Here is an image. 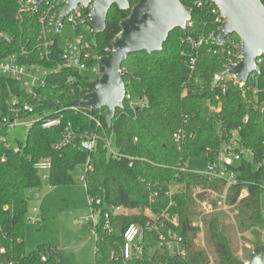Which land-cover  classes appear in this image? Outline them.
<instances>
[{
	"label": "trees",
	"instance_id": "trees-1",
	"mask_svg": "<svg viewBox=\"0 0 264 264\" xmlns=\"http://www.w3.org/2000/svg\"><path fill=\"white\" fill-rule=\"evenodd\" d=\"M180 1L190 8L193 28L170 31L159 52L132 53L127 57L121 67L125 97L122 107L115 109L109 126L105 123V107L99 110L83 108L79 112L68 109L82 95L92 92L89 85L92 78L87 74H78L70 69L48 74L44 78V85L36 90V99L27 95L21 82L0 76L1 117L7 116L8 108L16 100L15 107L29 105L33 108L31 114L21 111V118L60 119L59 125L49 130H43L40 122L33 123L24 141L13 145L20 149L17 154L12 146L4 147L0 142V247L7 250V258L15 264L63 262L56 248L48 244L38 245L34 250L25 248L24 228L30 202L28 192L34 188L41 192L44 186L33 171L34 157L38 154L46 155L51 162L48 179L50 188L73 185V173L82 172L89 158L92 170L85 175V193L102 199L108 206H121L127 210L141 212L149 207L151 211L157 212L164 209L168 205L164 195L168 183L173 180L185 182V193L174 194V205L168 209L171 214L178 215L179 224L175 231L182 238L185 257L151 253L158 233L146 231L141 244V263L209 264L208 251L214 264H242L235 256L238 249L235 229L231 225L220 224L221 214L202 218L207 251L193 244L198 230L191 224L199 217L200 211L194 206L188 188L191 185H208L209 182L181 171L184 167L188 168L187 159L200 152H206L208 160L211 153L224 145L230 133L238 128L240 143L252 155L250 159L243 158L237 168L238 184L229 190L228 204L235 203L242 190L248 193L237 205V226L240 232L251 231L252 238H247L248 243L255 247L264 246L256 231L264 230V191L259 188L264 182V110L261 106L264 100V56L259 58L262 60L259 71L249 75L243 90L245 98L233 80L221 79L214 86L215 76L224 70V58L213 55L214 47L203 45L198 50L194 69L191 70V49L181 42L184 34L194 36L198 32L209 33L215 29L210 10L206 6L194 7L198 0ZM137 2L128 0L130 7ZM17 11L18 0H0V30L10 38L8 43L0 42V57L16 55L24 65L35 64L46 70L53 69L60 63V35L56 34L54 28L50 29L47 40L52 45L45 57L39 38L38 15L17 19ZM107 13L103 32L95 34L91 28L87 29V24H81L75 30L76 35H81L92 47V56L103 57L111 53L110 44L120 32V21L129 16V9L120 10L113 5ZM230 38L239 42L235 34H230ZM253 86L256 92H253ZM132 102H141L143 106L131 108ZM218 106L221 111L215 113L212 109ZM205 107L209 108L208 116ZM88 114L99 118L102 124L95 150L82 152L77 145V138L75 144L56 147L67 124L72 126L77 136L83 130L93 128ZM178 131L184 137L176 144L174 135ZM8 132L0 124V133L8 136ZM111 134L116 151L122 155V159L117 161L109 157L104 147V138ZM151 191L156 193V201L149 205ZM147 222L140 213L122 214L113 220L116 231L112 235L101 233V239L94 243V264H114L108 256L111 249H117L116 245L121 243L123 229L135 223L144 227ZM41 257L45 258L44 262Z\"/></svg>",
	"mask_w": 264,
	"mask_h": 264
},
{
	"label": "built area",
	"instance_id": "built-area-1",
	"mask_svg": "<svg viewBox=\"0 0 264 264\" xmlns=\"http://www.w3.org/2000/svg\"><path fill=\"white\" fill-rule=\"evenodd\" d=\"M66 0H46L39 9L34 13L35 0H18V11L17 19H22L24 16L38 15V23L40 25V35L39 38L42 40V46L45 50V57L49 53V47L52 42L47 40V35L51 32L50 29L54 28L56 34L61 35V30L64 24L71 25L75 31L81 24H87V29L90 28L88 24L89 20V10L91 8V3L83 6L79 5L69 11L66 15L63 24L58 25L57 20L59 14L65 4ZM208 7L212 17V25L215 29L209 33L198 32L196 35H186L181 38V42L188 45L191 49L190 56V69L193 70L195 66V58L197 57L198 50L203 45H208L214 47L213 55H221L226 61L224 70L225 71L231 64L239 62L241 60V43L235 42L234 39L226 36L222 43L218 42V38L222 32V24L224 23V16L221 14L220 10L212 4L209 0L201 1L198 0L194 4V7ZM57 8V9H55ZM60 9V10H59ZM190 9V8H189ZM59 10V12H57ZM193 22L191 16L187 19L184 24L179 28L186 30L193 28ZM0 42L8 43L10 38L8 34L0 30ZM62 52L60 56V63H58L53 69H43L39 65L31 64L24 65L19 62L16 55H7L0 57V76L8 77L14 81L21 82L25 88L28 96L36 99V90L44 85V78L51 73H59L64 69H70L78 74H87L92 79L91 81L98 79L102 74V64L99 62L98 56H92L90 53V44L83 40L82 36L76 35V39L73 41H65L61 45ZM182 54V53H181ZM257 57L256 65L262 63V60ZM255 72L250 73L253 75ZM248 75V76H249ZM230 80H233L234 84L242 90V97L245 98L244 87L246 83H236L234 76H228ZM249 79V77H248ZM222 80L227 81L225 77ZM225 87H222V92H224ZM253 92H256V88L253 86ZM17 104L16 100H13L11 107L8 108L7 116H0V124L7 128V131L13 130L18 125H24L28 128L32 126L35 122L41 123V128L43 130H49L50 128L57 127L60 123L59 118H32L24 119L19 116V113L23 111L24 113L31 114L33 108L29 105H24L22 107H15ZM143 103L132 102L130 107H141ZM262 109L264 110V100L261 102ZM15 107V108H14ZM68 109L79 112L83 109L76 106L75 104L70 106ZM215 113H219L220 107L212 109ZM87 115V114H86ZM90 121L93 123V128L89 130H83V132L77 136L70 124H67L64 128V133L61 140L58 142L56 147H66V145L75 144L74 140L77 138V145L83 152L90 153L95 150V146L100 138V132L102 129V124L99 118L88 114ZM247 118L244 119L246 122ZM240 128L233 130L230 133L228 141L222 145L216 152L211 153V157L208 159V164L205 170L200 173L191 171L190 169L184 167L181 169L182 172H187L191 175L199 177V179H206L209 183L208 185H191L188 188L189 194L194 202V206L200 211L199 217L192 222L191 227L198 230L196 237L193 240V244L196 245L198 249L205 250L204 244V228L202 227V218L212 214H225L230 222L235 224L238 215L237 205L238 203L247 197L248 193L245 190L240 192V195L236 198L235 203L228 204L229 190L238 184V179L236 176L237 168L243 158L250 159L252 153L249 150L243 148L242 143H240L239 137ZM112 134L104 138V147L107 150L109 157L114 160L122 159V155L116 151L113 142L111 141ZM184 135L182 132L178 131L174 135V141L178 144ZM6 135L0 133V142L4 147L12 146L14 153L20 152L18 146H13ZM3 161V160H2ZM52 168L51 162L46 155L38 154L34 157L33 171L36 172L40 182L47 188L50 170ZM92 170V164H90L89 158L86 159L82 172L78 177V181L86 189L87 181L85 175L87 172ZM175 182V186L172 183ZM259 188L264 191V182L259 185ZM186 191L185 182L181 183L179 181L173 180L168 183L167 189L164 192L165 197L168 199V205L164 209H160L157 212H153L149 207L143 209L141 212L138 210H127L121 206H108L103 203L102 199H97L91 197L85 193L87 197L88 213L85 216L79 217L77 219V225L87 228L92 236L94 243L99 241L100 234L105 233L107 235H112L116 230L114 228L113 220L118 219L119 216L129 215V214H143V216L148 220L144 227L138 224H130L126 226L121 233V243L117 246V249H111L109 253V261L114 264H143L140 262L142 252V242L145 237V232L152 233L156 231L158 233L157 242L154 244L151 253L159 252L166 253L174 257L184 258L185 257V246L182 244V238L177 235L175 229L178 227V215L171 214L169 208L174 205L172 197L174 194H184ZM32 198L34 200L40 198V192L36 188L30 190ZM155 192L149 193V205L155 203ZM38 208L32 207L28 210L26 214V221L30 225L37 224L40 219L37 215ZM262 214L264 215V206L262 207ZM259 240L264 244V230L256 229ZM240 246L247 248L249 247L247 243L241 241ZM255 247L251 249L249 256L243 257V251L240 250L236 254L242 264H250V255ZM7 250L4 247H0V264H15L12 260L7 258ZM41 261L44 262L45 258L41 257ZM209 264H214L211 257L208 255Z\"/></svg>",
	"mask_w": 264,
	"mask_h": 264
},
{
	"label": "water",
	"instance_id": "water-1",
	"mask_svg": "<svg viewBox=\"0 0 264 264\" xmlns=\"http://www.w3.org/2000/svg\"><path fill=\"white\" fill-rule=\"evenodd\" d=\"M46 0H35L34 13ZM224 16L218 42L235 34L241 43V60L231 64L215 76L214 86L222 77L234 76L236 83H246L248 75L258 72L256 58L264 56V6L262 0H209ZM91 3L88 24L95 34L103 32L108 10L116 5L128 10L129 16L120 21V32L113 38L111 53L99 58L103 66L98 79L90 81L92 92L75 101L80 108L99 110L105 107L107 126L122 107L125 86L121 67L132 53H154L162 50L170 31L180 28L190 18L191 11L180 0H138L132 7L128 0H66L57 20L62 25L66 15L76 6ZM209 108L205 107L208 116ZM250 264H264V246L255 247L250 255Z\"/></svg>",
	"mask_w": 264,
	"mask_h": 264
},
{
	"label": "rangeland",
	"instance_id": "rangeland-1",
	"mask_svg": "<svg viewBox=\"0 0 264 264\" xmlns=\"http://www.w3.org/2000/svg\"><path fill=\"white\" fill-rule=\"evenodd\" d=\"M61 31V45H63L65 41H73L76 39V33L71 25L64 24ZM229 78L228 76L225 77L227 81H230ZM198 82H200V80H198ZM27 130V126H16V128L8 132L9 135L7 137L10 140L9 142L14 145L16 142L24 141ZM111 141L114 143L113 135ZM207 164L206 152H200V154L187 159V167L191 171L198 173L205 170ZM80 174L81 171H75L73 173L72 177L74 184L68 187L47 188L44 185L46 188H43L40 193L41 199L43 200L45 196L50 199L40 208V214L43 217V221L41 220L40 225L37 224L32 226L27 223L25 225L24 242L26 249L34 250L38 245L49 242L51 248H56L60 254L63 260L62 264H94V240L87 228L82 226L78 227L76 225V219L88 213L85 189L78 181ZM175 185V182H173L172 186ZM28 195H30L29 192ZM262 200L264 202V194L262 195ZM220 224L234 227L238 243L236 254L242 250L244 253L243 257L247 258L251 249L255 247L247 242L248 239L252 238L250 234L251 231L240 232L237 221L235 224L231 223L230 219H228L225 214L220 215ZM241 241L247 243L249 247H241ZM205 250L207 251L206 244ZM207 254L209 255L208 251Z\"/></svg>",
	"mask_w": 264,
	"mask_h": 264
},
{
	"label": "crops",
	"instance_id": "crops-1",
	"mask_svg": "<svg viewBox=\"0 0 264 264\" xmlns=\"http://www.w3.org/2000/svg\"><path fill=\"white\" fill-rule=\"evenodd\" d=\"M43 188H46V187H44L43 186ZM54 188H56V187H54ZM42 191V190H41ZM30 193V192H29ZM41 193V192H40ZM29 196V199H30V202H29V209H31L32 207H37L38 208V212H37V215H39V219H40V222H41V220L43 221V217H42V215L40 214V208L42 207V206H44V204H46V202H47V200H49L50 198H47V196H45L44 197V199L42 200L41 198V195H40V198H38V199H36V200H34L33 198H32V194L30 193V195H28ZM31 204H32V206H31ZM82 217V216H81ZM77 220V219H76ZM77 222V221H76ZM76 225H77V223H76ZM78 226V225H77ZM43 244H48V245H50V243L49 242H47V243H43ZM51 246V245H50Z\"/></svg>",
	"mask_w": 264,
	"mask_h": 264
}]
</instances>
